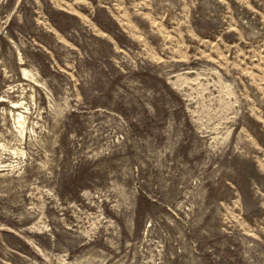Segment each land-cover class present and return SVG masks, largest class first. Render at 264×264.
Masks as SVG:
<instances>
[{
  "label": "rangeland",
  "instance_id": "obj_1",
  "mask_svg": "<svg viewBox=\"0 0 264 264\" xmlns=\"http://www.w3.org/2000/svg\"><path fill=\"white\" fill-rule=\"evenodd\" d=\"M0 264H264V0H0Z\"/></svg>",
  "mask_w": 264,
  "mask_h": 264
}]
</instances>
